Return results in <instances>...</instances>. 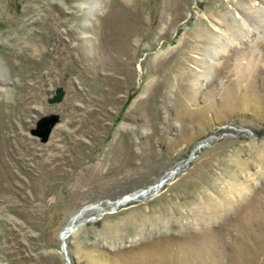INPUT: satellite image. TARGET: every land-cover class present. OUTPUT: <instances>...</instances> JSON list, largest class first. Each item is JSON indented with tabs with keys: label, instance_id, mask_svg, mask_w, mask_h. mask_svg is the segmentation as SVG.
I'll return each instance as SVG.
<instances>
[{
	"label": "rangeland",
	"instance_id": "374dc122",
	"mask_svg": "<svg viewBox=\"0 0 264 264\" xmlns=\"http://www.w3.org/2000/svg\"><path fill=\"white\" fill-rule=\"evenodd\" d=\"M0 264H264V0H0Z\"/></svg>",
	"mask_w": 264,
	"mask_h": 264
},
{
	"label": "bare ground",
	"instance_id": "6f19581e",
	"mask_svg": "<svg viewBox=\"0 0 264 264\" xmlns=\"http://www.w3.org/2000/svg\"><path fill=\"white\" fill-rule=\"evenodd\" d=\"M82 213H78L76 215H73L68 222V224L65 226V228L62 231V236L66 238L74 231V226L76 225L77 220L81 217Z\"/></svg>",
	"mask_w": 264,
	"mask_h": 264
}]
</instances>
